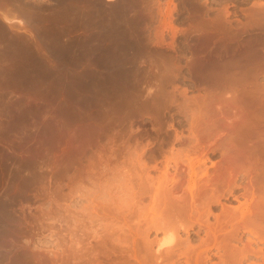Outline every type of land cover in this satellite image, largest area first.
I'll return each instance as SVG.
<instances>
[{"label":"rangeland","instance_id":"374dc122","mask_svg":"<svg viewBox=\"0 0 264 264\" xmlns=\"http://www.w3.org/2000/svg\"><path fill=\"white\" fill-rule=\"evenodd\" d=\"M52 1L51 4H42V7H47L46 10L48 9L51 13H46L41 23H46L49 28H60L62 26V28L67 30L70 27L68 29L69 32L61 28L62 31H65L62 36L63 42L64 40L67 43L71 39L77 40L89 32L81 24V13H74L76 12L74 11L64 14V2L62 0L61 2L57 0L58 2L56 3L54 2L55 0ZM121 1L98 0L99 9L101 10H99L98 26L96 25V31L99 34H97V38L101 39V41L106 40L109 43L110 39L108 41L106 37L112 38L117 34L122 35L124 32L128 35L127 33L131 29L132 33L129 32V36L137 37L139 33V36L144 38V42L146 41V43L148 42L147 45H151V47L150 45L148 47L149 51L146 48L148 52L152 53L153 49H156V52H160V56L161 54L163 57L165 55L166 59L169 58L167 59L169 61L172 59V65L174 63V66L178 69L174 68L172 70L174 73L173 78L167 77L170 79L165 82L164 79L169 75L165 71L156 68L158 63L152 64L155 65L153 67H149L152 66L151 64L148 65L150 60L148 55L151 56V53H147V56L143 57L146 58V61L140 56L141 59L137 60L139 62L137 63L136 61L133 66L135 68L136 65L135 69H137L139 74L138 79L144 75V70H147L145 74L148 75L147 73H149L150 82L153 79L152 73H155L160 77L157 78L158 81L160 79L161 82V79L164 78L162 79L164 80L162 81L163 83L161 82V85L164 86L160 87V82L156 81L155 78L153 82H158V86L153 82V84L149 83L150 79H148V85H146L147 82L144 79L146 80L149 76L144 77L145 75L143 76L144 79L138 80L140 82H138V87H140V84L143 86L140 87L141 89L138 88L139 91L137 92L141 94H139L141 97L135 94L136 98L139 97L140 99L138 98L139 100H137L134 96L136 103L134 102L133 106L136 105L134 107L136 109L133 108V112L137 111L135 112L136 114H132L133 117H130V121L115 125L108 131L107 137L100 138L97 146L88 148L85 154L76 150L75 145L77 142H74V139H76L74 136L81 132L80 129L76 131V127L82 128V124H79L81 126L74 124L70 130L62 129L66 118L64 111L66 112L67 108L71 106L68 107V104L65 103L67 99L63 96L61 85L66 77L77 79V76L86 75L85 78H90L91 70H93L92 74L95 73L97 75L98 73L99 79V76L103 73L100 72L104 70L103 67L99 68L100 65H94V63L92 65L89 62L79 63V66L71 63L67 65L66 63H60L54 57L52 51H45L48 49L40 40L39 35H37V25L32 24L33 26H31L27 23H24L25 25L14 24L15 27H19V29L16 27L17 30L15 31L17 32L12 30L15 34L18 33L17 35L25 36L26 34L24 35V33L22 34L18 31L25 28L33 32V36L36 38L34 39L35 48L38 52L39 50L46 52L44 55L39 53L44 56L46 68L48 70L51 68V71H53L51 73L49 70L50 74L43 67V64L35 65V71L39 67V70L42 69L44 72H39L37 69V72L33 73L32 80L37 81L40 79L42 81L41 78L47 74L44 76L46 78H42V82L54 83L56 81L55 83L58 85L52 92L44 93L36 90L34 86V89L32 88L33 90L29 92L23 85L14 87L9 84L12 87L7 85L4 88V86L2 87L3 84L0 83V165H2V169H0V203L7 204L6 211L11 214L15 222L14 225L17 227L18 241L14 243L15 247L27 252L35 261H39L37 264H81L83 259H89L92 256L96 257V255L101 259L102 264H128L130 262V264H138L135 255L140 257L146 254V259H148L145 247L148 246V251L150 249L154 251L158 247L159 240L172 236L177 243L187 242L188 239L191 240L190 243L196 245V252L204 248V251L206 250L205 252L209 254L208 264H215L213 262L215 260L218 261L216 264H220V256H222L220 253L226 249H222V247H225L222 244V238L220 237L221 240H218L221 242H219L220 244L214 243L215 247L212 244L207 245L204 241L202 242L204 232L202 230L198 232L200 230L198 224L195 223L192 226V213L190 212L192 210V200L189 187L192 184V170L189 165L192 163L193 145L190 126L191 108L194 107L192 99L199 92H202L205 86V83L194 84V80L196 81L198 77V72L194 69L192 60L195 56L202 54L200 47L204 33L210 28L208 25L212 20L223 23L225 20L232 26H237L243 32L244 39L253 36L251 34L258 29L264 35V27L258 28L261 26H257L256 28V25H253V30L250 23V18L257 3L264 2V0H137V2H134L135 4L132 3L133 6L137 4L135 6L136 11L134 13L131 12L134 9V7H132L133 9L131 8V5L126 13L128 15L125 14L124 18H120L116 15L118 12L116 4L119 2L118 6L122 3ZM226 7L228 14L224 15L222 11L224 10L223 12H225L224 8ZM61 8H63V11ZM128 12L132 15L130 16ZM101 14L105 16L101 17ZM106 14L110 16L108 15L107 17ZM112 16L115 20H113ZM16 17L22 18L21 15H16ZM135 17L137 23L130 20V26L129 19L134 18L133 20H135ZM163 18L165 21L168 19L172 20L173 26L166 24L163 27ZM45 19L50 23L45 22ZM109 19H112L113 23ZM205 20H208V24H198V22ZM141 21L143 23H140ZM117 23L119 24L118 27L116 26L118 33L114 35L117 30L114 25H117ZM124 23H128L129 27ZM135 23L140 26L137 28ZM6 25H8L9 29V24ZM132 25H136V28ZM250 27H252V30ZM112 28L115 30L113 31ZM161 29L164 35L163 40L159 43H149L150 41L147 40H155L153 38L155 32L158 30L161 32ZM120 31L122 32L119 33ZM65 35H67L68 39ZM220 35L224 36L222 30ZM145 36L148 39H145ZM156 52L154 51L153 53L156 55L153 54L152 56H159ZM139 64H141L140 69L137 67ZM162 66L159 61L158 67ZM151 68L152 70H150ZM154 68L158 70L156 71ZM162 68L164 69V66ZM153 69L155 72H153ZM19 70L18 68L17 73ZM85 70L87 73L89 71V76L85 74ZM158 71H160L162 76L157 73ZM20 72L23 74V71ZM263 72H260L259 80ZM74 74L75 77L73 76ZM16 75L19 76H16L19 81L24 77V74ZM103 75L105 76V73L102 74V78L104 77ZM1 78L3 79L4 77L1 76ZM151 86H153L152 92L148 93L147 91ZM163 87L164 91L161 90ZM156 88H160V90H156ZM140 90L142 92L144 90V93L142 94ZM154 91H158L161 94H158V98L161 97L160 101L165 102L162 97L166 100L165 106L163 105L162 111L160 110L158 114L154 110L150 111L143 108L146 105L144 100ZM89 92L87 90L85 94ZM143 98H145L143 100L145 105H140L141 107L139 108L144 110V112H141V110L138 111L137 105L139 106L138 103L142 102ZM29 103L34 107L33 110L32 107H29ZM65 105L67 106L66 110L64 109ZM77 108L79 107L77 106ZM28 109L29 111L31 109V114L28 113ZM147 110H149V113ZM26 112L32 118L30 117L29 120L18 124L16 127L11 125L16 117L23 116ZM123 115L120 113L117 117L121 119ZM53 123L54 125H52ZM5 130L8 132L6 133ZM64 131H67V138L63 139L60 135ZM51 134H55L56 137L53 138L54 141H51L52 144L47 146L46 143ZM201 138L207 144L213 140V138L204 135ZM65 139L69 144V141L72 140L74 144L70 146ZM71 149L73 150L71 151ZM134 150L142 153L141 157L145 161V166H140L138 162H132L130 153ZM173 153L176 157L178 156L177 162H174L175 160L171 158ZM209 155V160L208 158L205 159V154L199 156L205 160L195 162L197 171H200L199 168H202L203 165V167L207 165L205 169L209 170L208 172H212L214 168L212 163H217L221 158L220 148L210 149ZM74 156L80 158L78 162L72 161V159L68 160ZM129 169H133L136 172L130 174ZM165 170H167L169 177L176 176L175 179H177L174 183L164 184L163 173ZM200 172L199 174H201ZM203 176L205 175H202L201 178ZM246 180L247 178H239L238 184L240 182L242 186V184L246 183ZM241 186L237 185L232 191H225L224 195L221 196V202L212 204L213 212L221 211L222 202L236 206L243 204H240V202L244 201L245 192L240 194L244 189ZM236 196L238 200L233 199ZM165 199L168 201L167 203ZM170 200L175 201L173 210L169 207ZM169 212L172 213V216L173 214L175 215V228L170 232H164L160 228V223ZM237 214L240 213L238 212ZM237 214L235 220L239 219V222L237 221L236 223L242 225V221H240L241 215ZM210 220L214 221V217L211 216ZM229 227L231 228V225L227 226V230L230 229ZM243 232L250 237L252 236L249 230H244ZM240 234L241 231L229 241L237 242V237ZM258 242L264 249V242L260 240ZM197 243H200L199 248ZM216 245L223 246L220 248L219 246L216 247ZM231 245L233 246V244ZM208 246L210 248L205 249ZM213 252H216V255ZM248 256L244 258L245 262L249 261ZM178 259L179 262L181 261L182 264H185V256L178 255ZM259 259L260 261L262 259L261 253Z\"/></svg>","mask_w":264,"mask_h":264},{"label":"bare ground","instance_id":"6f19581e","mask_svg":"<svg viewBox=\"0 0 264 264\" xmlns=\"http://www.w3.org/2000/svg\"><path fill=\"white\" fill-rule=\"evenodd\" d=\"M58 1L61 2V0ZM58 1L55 0L54 2L56 3ZM135 1L137 2V0L121 1L122 3L118 6L117 4L119 2H117L116 7L118 12L117 14H114L120 18H124L131 5V8L134 7V9L132 8L134 11H130L134 13L136 11L135 6H137V4L133 6L132 3ZM42 2V0H0V83L3 84L2 87L4 86V88L9 84L14 87L16 85L20 87L23 85V87L25 86L24 88H26L29 92L30 90H33L34 87L36 90L44 93H49L50 91L52 92L58 85L55 83L56 81H54V83L42 82V78L47 74H43L44 76L42 75V78L40 77L42 81H40L39 77V80L37 81L32 80L33 73L37 72V69L39 70L38 67L35 71V65L37 66L38 64H43V67L46 68V63L44 64L46 61L43 55L47 51H52V53H54V57L60 63H66V65L71 63L79 66V63L89 62L92 63V65L93 63L94 65H100L99 68L103 67L104 70L101 69L103 71H100L101 73H105L103 78V73L101 75L99 74L101 77L99 76L98 79V73L97 75H95V73L92 74L93 70H91V76H89V68L88 73L85 70V74H87L90 78H85L86 75L82 76L80 74L81 76H77V79L66 77L64 81L61 80V86L64 93L63 96L67 99V102L65 103L68 104V107L71 106L69 108H67V104L65 105L66 107L64 106V109L66 110L67 108V111H64L66 118L64 120V128L62 129L70 130L71 126L73 127L74 124H82V126L79 125L82 128L76 127V131H79V129L81 131L79 134L77 133L79 136H73L76 137V139H74V142H77L75 145L77 148L76 150L85 154L88 148L97 146L100 138L107 137L108 131H110L115 125L118 123L122 124V122L125 121H130L132 114L137 112H133V108L136 106H133L136 101L134 100V96L135 99H140L139 97V99L136 98L135 95H141L140 93H137L139 91L138 88L143 86L140 84V87H138L140 83L139 81L141 78L144 79V77L149 76V73L146 75L145 72L147 70H144L143 74L145 76L143 75V77L140 75L141 78L138 79L139 74L137 69H135L136 65L135 68L133 66L136 64V61L140 58V56L143 58L147 56V53H151L148 52L150 50L148 48L150 44L147 45L148 42H144V38L140 37L139 33L137 37L129 36L131 29L127 33L128 35H126L125 32L124 34L122 33V35H118V23L117 25H114L115 29H117L116 33L114 32V35H117L112 38L106 37L108 41L110 39L109 43L106 40H102V42L101 39H98L96 27L98 26L97 22L100 17L99 10H101L99 9L100 5L98 0H62V2H64V11L62 10L63 8H61L63 13L68 14L74 11H76L74 13H81V24L84 26L83 28H87L89 31L84 37L78 39L76 38L77 40L70 38V42L67 43L65 42L66 40L63 42L62 36L65 31H62V29L64 30L65 28H62V26L60 28H52V24L50 26L52 28L51 29L48 25L46 26V23H41L46 13L48 14V12H50L48 9V11L46 10L47 7H42ZM224 9L225 12H223V10L222 13H224V15L226 13L228 14L227 7ZM54 12L53 14H57V12ZM18 14H20L22 18L16 17ZM129 14L130 16L132 15L131 13ZM103 15L101 17H103ZM108 15L106 14L107 17ZM117 16L116 18H118ZM47 19H45V22ZM133 19H129V25L131 23L130 20L136 21V17L135 20ZM110 20L112 21V19H109V21ZM113 20H115L114 17ZM48 22L49 21H47V23ZM210 22L211 23L208 25L210 28L204 33L202 45L201 47L199 46L201 49L199 50L202 54L195 56L193 58L194 61L192 60L193 67L198 72V77L196 78V81L194 80V84L205 83V86L203 87L202 92H199V94L195 96L193 95L194 98L192 99L194 107L191 108L192 117L190 126L193 143L192 163L189 165V168L192 170V184L189 187L192 200V210H190V212L192 213V226L196 223L199 225L200 229L198 232L201 230L204 232L202 242L204 241L207 245L212 244L213 247H215L214 243L216 244V242H220L218 240H221L222 238L224 241H222V244L225 247H222L223 245H216V247L219 246L220 248L222 247V249L226 248L223 250L224 252L220 253L222 255L220 256V264H242L244 258H246L249 253L253 252V239L264 242V80L261 81V79L259 80L258 78L260 72L264 71V35L261 31H258V29L251 34L253 36L248 39H244V35L242 34L243 32L240 31L241 29L237 28V26L234 27L225 20L224 23L216 22L214 20ZM18 23L20 25H23L24 23L31 26H33L32 24L37 25L36 30H38V34H36L39 35L40 40L48 49L45 50V47L44 50L46 52L39 50V52L43 54L42 56L34 46V39L36 38H34L33 32H30L29 29L27 30L26 28L18 30L20 33H24V35L26 34L25 36L20 34L17 35L18 33L15 34L12 32V30L15 31L19 29V27L16 26V29L14 26V24ZM140 23L143 22L141 21ZM206 23L208 24V20L198 22L199 25H204ZM250 23L252 27L253 25H256V28L257 26H261L258 28L264 27V2L257 3L256 8L253 10L252 17L250 18ZM250 23L248 21L249 25ZM6 24H9V29ZM162 24L163 27L166 26V24H171V26H173L172 20L168 19L165 21L164 18ZM125 25L129 27L128 23ZM136 25L132 26L135 27ZM249 25H247V27H249ZM67 26L66 28H68ZM138 26L140 25H137L136 27L138 28ZM252 27H250L251 30ZM68 29H70V27ZM115 29H113V31ZM221 30L224 36L220 35ZM67 32H69V30ZM121 32L122 31L119 33ZM144 33L146 32L144 31ZM67 35H65V37ZM153 38H155V40ZM153 38V41L151 39L147 41H150L149 43L161 42L164 38L163 30L161 32H159V30L156 31ZM145 39H148V37L146 38L145 36ZM153 50L156 52V49ZM153 52L151 53V56L148 55V58H150L149 61L147 59L148 65L158 63L157 65L159 66L160 61V65L162 64L164 69L162 68L163 66H156V68H159V70L161 69V71H165L169 76L165 75V79L161 78L164 79L165 82H167V79L169 81V79L174 76L172 70L174 68H178L174 66V63L172 65V59H170L172 62L167 60L169 58L166 59L165 55L163 57L162 54L160 56V52L158 51L156 53H158L159 56L154 57L152 56L155 54ZM143 60L146 61V58H143ZM138 62L139 61H137V63ZM140 65L141 64L137 66L139 69L141 67ZM153 66L155 65L149 67ZM18 68L20 69L19 72L23 71L24 74V77L20 81L16 79L19 77L16 74H23L21 72L17 73ZM49 70L51 71L52 69L49 68ZM49 70L47 69V72L50 73ZM150 70H152V68ZM157 70L158 69H156V71ZM40 71L44 72L42 69L39 70V72ZM141 71L143 72V69ZM52 72L53 71H51V73ZM153 72H155V70ZM157 73L159 74L160 71ZM1 76L4 78L2 79ZM73 76L75 77V74ZM151 76L153 77L152 82L153 80L155 81V79L158 81L157 78H160L158 77L159 75L157 76L155 73H152ZM160 76H162L161 73ZM148 79L150 80L148 81ZM162 79L161 82L164 81ZM144 81H148L151 84L155 83L150 82V76L146 78V80L144 79ZM148 82L146 85H148ZM158 82H160V79ZM161 82L159 83L160 87L164 86L161 85L163 83ZM157 83L155 84L157 85ZM152 87L153 86L149 89L147 88L148 93L152 92ZM157 88L156 90H160V88ZM87 90L90 92L85 94V91ZM161 90L164 91V87ZM81 91H83L84 94L83 92L81 93ZM140 92L143 94L144 90L143 92L140 90ZM158 94V91H154L147 99H145L147 97L146 96L141 100L142 102L138 101L140 103L137 102L139 104V106L137 105V108L141 107L140 105H145L146 103V105L143 106L144 109H149L150 111L154 110L158 114L160 110L162 111L161 108H163V105L165 106L166 103L164 97H162V100L165 102L163 103L160 101L161 97L158 98ZM143 100L146 102L143 103ZM46 105L48 104L46 103ZM77 106L79 108H77ZM29 107H32L30 103ZM33 108L34 107H32V110ZM140 110L141 112H144L142 108H139L138 111ZM149 110H147L148 113ZM30 112H32L31 109L30 111L28 109V113ZM28 113L26 116H24V114L23 116L16 117V119L12 121L11 125L16 127L18 124L29 120L31 116L29 117ZM120 113L121 115L124 114L123 117L121 116V119L117 117ZM52 125H54V123ZM7 130H5L6 133L8 132ZM66 132L67 131H64L63 133L61 132L62 134L60 137L64 139L66 137ZM202 135L213 138V140L208 142L209 144L204 143L201 138ZM55 137V134H51V136L49 135L46 145L48 146L52 144L51 141ZM65 141L67 142L66 139ZM69 142L70 144L68 142L67 143L70 146L74 144L72 140ZM215 148H220L221 158L218 160L219 162L217 161V163H212L214 165V170L212 169V172H208L209 170L205 169L207 165L205 167H203V165L202 168L200 167L201 169L199 168L201 172L197 171L198 169L195 166V162L200 160L204 161L207 158L209 160L210 156H207L209 155L208 152H210V149L215 150ZM72 150L73 149H71V151ZM203 154L206 155L205 159L202 157L201 159L199 157ZM130 155L133 163L138 162L140 166H145V161L142 160L141 152L138 153L134 150L130 153ZM171 158L175 160L174 162H177L178 156L176 157L173 153ZM71 159L72 161L78 162L80 158L74 156L72 158L70 157L68 160ZM72 164L74 165L73 162ZM0 169H2V165H0ZM167 170L163 173L165 185H168L169 183L172 184L177 179H175L176 176L174 175L169 177ZM128 171L130 174L136 172L133 169H129ZM199 172L201 174H199ZM202 175H205L203 176V178L205 177L204 179L201 178ZM239 178H247L246 183L242 184L245 193L244 201L242 200L243 202L241 201L240 204H243L236 206L222 202L221 211L213 212L212 204L214 202L220 203L221 196L224 195L225 191H232V189L237 185L241 186L240 182L238 184ZM235 198H237V196ZM165 202L167 203L168 201L166 200ZM169 204L170 209L173 210L175 208V201L170 200ZM6 206V203H0V264H37L39 261H35L27 252L15 247L14 243L18 241V230L14 225L15 222L11 214L6 211ZM238 212L240 214H237ZM236 214L241 215L240 221H242V225H240V223H236L239 220L238 217V220H235ZM211 216L214 217V221L210 220ZM175 219L174 214L172 216V213H167L160 223V228L163 229L164 232L172 231L175 228ZM228 225H231V228L229 227L230 229L227 230ZM244 230H249L252 233V236L248 238V243H244L242 247L238 248L235 243L233 244L232 241L230 242L229 240L236 237L240 231ZM190 241L191 240L188 239L187 242L177 243L172 236L161 239L158 242V247L154 251L151 249L148 251V246L145 247L147 251L145 249L144 250L148 253L149 260L146 259V254L145 256L143 254L140 257L135 255V259L138 261V264H182L181 261L179 262L178 255H183L185 256V264H208L210 256L205 252L206 250L204 251L203 248L200 249L201 251L198 252L197 250L196 252V245L191 244ZM199 244L197 243L198 248L200 247ZM231 244H233V246ZM148 245L150 247V244ZM210 247H205V249ZM258 253H261V261L259 260L257 263L252 262L251 264H264V249L262 246H259ZM96 263L102 264L101 259H99L97 255L96 257L92 256L89 259H83L81 264Z\"/></svg>","mask_w":264,"mask_h":264},{"label":"flooded vegetation","instance_id":"af4514ba","mask_svg":"<svg viewBox=\"0 0 264 264\" xmlns=\"http://www.w3.org/2000/svg\"><path fill=\"white\" fill-rule=\"evenodd\" d=\"M43 2L42 3H45V4H51L53 1L52 0H42ZM18 15H20V14H18ZM264 72L261 74V79H264ZM210 151V150H209ZM210 152H208V154H209ZM208 157L210 156V155H207ZM245 184V183H244ZM242 187V186H241ZM244 193V189H243V191H241L240 192V194H243ZM233 199H236L235 197H233ZM236 200H238V199H236ZM250 236L249 235H246V234H244V232L243 231H241V234L239 235V237H237V239H238V241L237 242H232L233 244L235 243V245L238 247V248H240V247H242V245L244 244V243H246L247 241H248V238H249ZM253 243H254V245H253V252L252 253H249V256L247 257L248 259H249V261L248 262H245V260H243V262H242V264H250V263H257L260 259V254L258 253V249H259V242L257 241V240H255V239H253ZM215 255H216V252H213ZM213 262H215V263H217L218 261L217 260H215V261H213Z\"/></svg>","mask_w":264,"mask_h":264}]
</instances>
